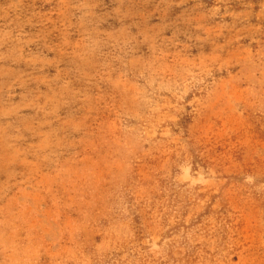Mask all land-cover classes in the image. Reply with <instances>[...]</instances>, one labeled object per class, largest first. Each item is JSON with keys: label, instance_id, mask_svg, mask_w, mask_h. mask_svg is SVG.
I'll list each match as a JSON object with an SVG mask.
<instances>
[{"label": "rangeland", "instance_id": "obj_1", "mask_svg": "<svg viewBox=\"0 0 264 264\" xmlns=\"http://www.w3.org/2000/svg\"><path fill=\"white\" fill-rule=\"evenodd\" d=\"M0 264H264V0H0Z\"/></svg>", "mask_w": 264, "mask_h": 264}]
</instances>
